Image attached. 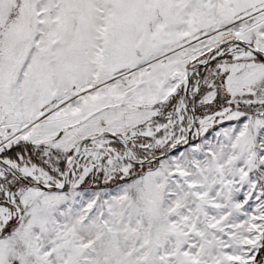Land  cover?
I'll return each mask as SVG.
<instances>
[{
  "label": "snow or ice",
  "instance_id": "obj_1",
  "mask_svg": "<svg viewBox=\"0 0 264 264\" xmlns=\"http://www.w3.org/2000/svg\"><path fill=\"white\" fill-rule=\"evenodd\" d=\"M0 264H264V0H0Z\"/></svg>",
  "mask_w": 264,
  "mask_h": 264
}]
</instances>
